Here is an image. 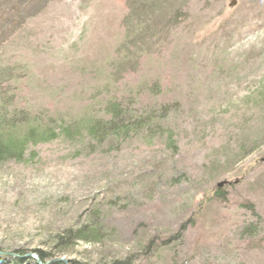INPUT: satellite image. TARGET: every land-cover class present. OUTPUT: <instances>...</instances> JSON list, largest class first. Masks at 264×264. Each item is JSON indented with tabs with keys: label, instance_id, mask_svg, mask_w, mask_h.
Listing matches in <instances>:
<instances>
[{
	"label": "rangeland",
	"instance_id": "obj_1",
	"mask_svg": "<svg viewBox=\"0 0 264 264\" xmlns=\"http://www.w3.org/2000/svg\"><path fill=\"white\" fill-rule=\"evenodd\" d=\"M30 1L0 47L10 93L62 125L0 162V264H264V0H183L167 22L131 20L137 0ZM113 96L170 108L141 134L76 137Z\"/></svg>",
	"mask_w": 264,
	"mask_h": 264
},
{
	"label": "trees",
	"instance_id": "obj_2",
	"mask_svg": "<svg viewBox=\"0 0 264 264\" xmlns=\"http://www.w3.org/2000/svg\"><path fill=\"white\" fill-rule=\"evenodd\" d=\"M137 0L132 4L131 20L133 14L142 21V17L145 18V11H151L153 17H162L166 20V15L173 12H179L180 7L186 5L183 4V0ZM177 1V2H176ZM32 1L20 0L19 10H15L16 3L10 0H0V47L5 43L7 33L14 31L21 26V21L18 18L19 12H22L24 7H28ZM17 13V19L14 14ZM149 14V13H148ZM154 20V18H151ZM167 22V20H166ZM154 34V33H150ZM0 49V162L7 160L22 161L27 150L30 146L38 145L40 143L52 141L59 136L57 129L61 127V123L58 125V121L49 116H42L38 113L21 108L18 103L17 94L10 93L9 82L15 80L14 67L4 63L2 50ZM133 104L126 103V100L113 96L109 98V102L106 103L105 115L103 116H89L87 118L78 119L75 136L80 138L88 137L91 141L102 144L106 143L114 135H122L123 138H128L129 135L136 133L141 134L146 130L148 124H150L151 116L160 118L161 115L167 117V111L169 106H163L160 111H148L147 115L137 114L133 108ZM160 113V114H159ZM151 115V116H150ZM144 117V120H143ZM58 126V127H55ZM74 127V125H73ZM145 128V129H144ZM169 132V130H168ZM173 136V135H170ZM88 230L87 234L83 231ZM98 226L91 225L89 227H82L78 229H69L65 232V236L60 238L59 243L71 245L76 243L77 240L94 241L95 235L98 233ZM90 231V232H89ZM93 235V236H92ZM180 234H178L179 236ZM178 236H176L178 238ZM20 253L17 258L23 257L26 252L18 251ZM39 258L37 264H43L52 257L49 253L43 251L36 252ZM42 261V262H41ZM129 263V261H127ZM55 264H64L57 262ZM118 264H123L122 261H118Z\"/></svg>",
	"mask_w": 264,
	"mask_h": 264
},
{
	"label": "water",
	"instance_id": "obj_3",
	"mask_svg": "<svg viewBox=\"0 0 264 264\" xmlns=\"http://www.w3.org/2000/svg\"><path fill=\"white\" fill-rule=\"evenodd\" d=\"M225 184H228V182L224 181V182H220L218 184V187H222L223 185ZM29 256H31L32 258H35L38 262H39V259H38V256L37 254H29ZM62 262H64L65 264H69L67 260L65 259H61Z\"/></svg>",
	"mask_w": 264,
	"mask_h": 264
}]
</instances>
